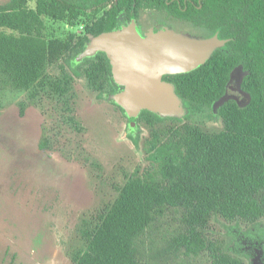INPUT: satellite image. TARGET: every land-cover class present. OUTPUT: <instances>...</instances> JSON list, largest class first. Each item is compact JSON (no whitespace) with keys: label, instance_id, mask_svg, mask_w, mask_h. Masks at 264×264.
<instances>
[{"label":"trees","instance_id":"obj_1","mask_svg":"<svg viewBox=\"0 0 264 264\" xmlns=\"http://www.w3.org/2000/svg\"><path fill=\"white\" fill-rule=\"evenodd\" d=\"M166 0H9L0 3V115L8 93L41 92L66 101L75 77L110 94L115 83L110 58L103 51L71 65L93 36L128 24L132 14L148 6L166 7ZM177 15L194 21L210 37L229 41L197 68L164 79L175 85L186 109L182 117L143 110L137 120L150 128L145 150L150 164L131 175L114 201L101 210L85 231L86 248L75 264H141L137 239L169 211L182 227L172 237L189 253L208 249L214 264H245L211 241L205 233L212 217L235 222L246 239L260 242L264 263V0H195ZM185 4L183 7H185ZM199 6V7H198ZM45 18L75 24L85 21L80 36L65 41L45 36ZM61 60L60 72L49 68ZM62 68V69H61ZM245 71L240 87L249 100L240 106L229 99L218 110L224 127L208 132L192 119L229 92L233 72ZM114 104L124 113L125 110ZM21 114L25 107L21 104ZM71 121L74 118H69ZM172 122L174 125L161 124ZM44 134V133H43ZM135 145V136L129 135ZM43 135L39 148L52 150ZM242 223L248 225L242 227ZM170 240V241H171Z\"/></svg>","mask_w":264,"mask_h":264},{"label":"rangeland","instance_id":"obj_2","mask_svg":"<svg viewBox=\"0 0 264 264\" xmlns=\"http://www.w3.org/2000/svg\"><path fill=\"white\" fill-rule=\"evenodd\" d=\"M162 17L166 18L164 13ZM44 20L48 39L65 41L69 34L80 36L85 31L83 19L75 24ZM157 21L152 16L145 22L152 25ZM79 54L72 56L71 65L82 61ZM63 64L67 67L61 60L49 72L59 74ZM68 94L66 101L43 92L34 99L29 92L7 93L3 98L6 107L0 134L6 138V147L1 153L11 168L7 175L0 173V252L6 244L3 234L9 243L1 264H75V253L86 248L88 226L114 201L128 178L150 164L145 150L150 128L138 120L131 125L127 114L114 104L113 94L100 93L84 77H75ZM186 121L208 132L224 127L215 104L197 110ZM165 124L174 125L166 122L161 126ZM43 135L53 149L45 152L39 148L41 152L36 154L32 148ZM234 224L212 217L206 236L245 264H264L260 242L244 238ZM181 227L180 215L169 211L141 234L137 239L141 264H214L208 249L194 254L172 242ZM242 227L248 225L242 223Z\"/></svg>","mask_w":264,"mask_h":264},{"label":"water","instance_id":"obj_3","mask_svg":"<svg viewBox=\"0 0 264 264\" xmlns=\"http://www.w3.org/2000/svg\"><path fill=\"white\" fill-rule=\"evenodd\" d=\"M228 41L218 34L198 37L170 28L142 35L133 16L128 24L93 36L78 58L83 60L100 51L107 54L113 79L123 87L113 94L114 102L135 125L141 111L146 109L165 117L184 116L183 101L175 85L164 76L197 68ZM229 99V94L222 96L215 102V109Z\"/></svg>","mask_w":264,"mask_h":264},{"label":"flooded vegetation","instance_id":"obj_4","mask_svg":"<svg viewBox=\"0 0 264 264\" xmlns=\"http://www.w3.org/2000/svg\"><path fill=\"white\" fill-rule=\"evenodd\" d=\"M188 1H190L192 4L196 6L195 0H166L165 1L167 5L166 7L157 8L156 6H148L144 9H141L138 14H132L131 20H132V17L134 16L135 21H136V28L142 35H144L150 30L158 31L164 28H170L177 32H183V33H189V32L203 33L204 31L200 28V26L196 25L193 20L190 21L187 19H183L179 17L176 13L177 8H180L181 10H186L188 7L187 5ZM184 3H186L185 7H183ZM163 13L166 16V18L162 17ZM152 16H157L158 21L153 23L152 25H149L145 21L147 18H150ZM175 24L177 25L180 24L181 25L180 27L182 28H179L178 26H175V27L181 30L173 28ZM193 33L192 35L194 36L204 37V36L196 35ZM244 74H245V71H243L241 68L239 69L237 68L236 70H234L233 75H232L233 83H231L228 86L229 92L227 93L231 96V99H234L240 106L245 105L250 97L249 93L244 91L240 87L241 79L243 78Z\"/></svg>","mask_w":264,"mask_h":264},{"label":"crops","instance_id":"obj_5","mask_svg":"<svg viewBox=\"0 0 264 264\" xmlns=\"http://www.w3.org/2000/svg\"><path fill=\"white\" fill-rule=\"evenodd\" d=\"M2 114H3V112L1 113L0 118H1ZM1 135H2V133L0 134V173L1 174L3 173V174H6L7 175V173L10 171V168L11 167H10V165H8L9 163L6 161L5 156H3V152L1 153L2 148L3 147L4 148L6 147V144H5L6 138L1 137ZM32 149H33V151H35L36 154H39L41 152V150L39 149V143L37 144V146L35 148H32ZM22 150H23V148L21 147V150L20 151L23 152ZM45 152H47V151H45ZM4 153H6V151H4ZM23 158L25 159L24 155H23ZM1 181L3 182L2 179H1ZM0 214H1V211H0ZM0 219H1V216H0ZM3 237L6 240V244L3 245V249L0 252L1 253L0 254V264L2 263L3 258H4L5 254H6V251H7L8 246H9V243L7 241V238H6V236L4 234H3Z\"/></svg>","mask_w":264,"mask_h":264}]
</instances>
